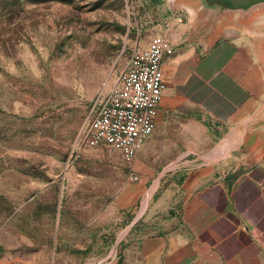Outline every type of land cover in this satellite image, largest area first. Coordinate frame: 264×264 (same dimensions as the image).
I'll use <instances>...</instances> for the list:
<instances>
[{
	"label": "rangeland",
	"instance_id": "1",
	"mask_svg": "<svg viewBox=\"0 0 264 264\" xmlns=\"http://www.w3.org/2000/svg\"><path fill=\"white\" fill-rule=\"evenodd\" d=\"M175 9L172 0H0V264H126L157 231L165 213L151 208L173 167L135 168L140 150L128 163L76 141L97 95Z\"/></svg>",
	"mask_w": 264,
	"mask_h": 264
},
{
	"label": "crops",
	"instance_id": "2",
	"mask_svg": "<svg viewBox=\"0 0 264 264\" xmlns=\"http://www.w3.org/2000/svg\"><path fill=\"white\" fill-rule=\"evenodd\" d=\"M172 1L159 31L173 45L161 62L166 89L132 161L172 166L176 179L151 208L165 213L157 231L126 264H264V5Z\"/></svg>",
	"mask_w": 264,
	"mask_h": 264
},
{
	"label": "built area",
	"instance_id": "3",
	"mask_svg": "<svg viewBox=\"0 0 264 264\" xmlns=\"http://www.w3.org/2000/svg\"><path fill=\"white\" fill-rule=\"evenodd\" d=\"M172 51L161 33L152 35L145 47L134 48L114 85L100 91L90 106L77 145L107 146L131 163L155 129L166 89L161 62Z\"/></svg>",
	"mask_w": 264,
	"mask_h": 264
},
{
	"label": "water",
	"instance_id": "4",
	"mask_svg": "<svg viewBox=\"0 0 264 264\" xmlns=\"http://www.w3.org/2000/svg\"><path fill=\"white\" fill-rule=\"evenodd\" d=\"M204 7L219 11L246 12L254 7L264 5V0H202Z\"/></svg>",
	"mask_w": 264,
	"mask_h": 264
},
{
	"label": "trees",
	"instance_id": "5",
	"mask_svg": "<svg viewBox=\"0 0 264 264\" xmlns=\"http://www.w3.org/2000/svg\"><path fill=\"white\" fill-rule=\"evenodd\" d=\"M1 249V248H0Z\"/></svg>",
	"mask_w": 264,
	"mask_h": 264
}]
</instances>
